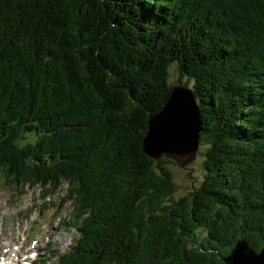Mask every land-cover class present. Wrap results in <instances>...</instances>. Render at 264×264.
Listing matches in <instances>:
<instances>
[{
	"label": "trees",
	"instance_id": "trees-1",
	"mask_svg": "<svg viewBox=\"0 0 264 264\" xmlns=\"http://www.w3.org/2000/svg\"><path fill=\"white\" fill-rule=\"evenodd\" d=\"M192 88L203 174L185 195L142 149ZM179 166V165H178ZM184 168V167H183ZM66 184L55 264H225L264 245V0H0V178Z\"/></svg>",
	"mask_w": 264,
	"mask_h": 264
},
{
	"label": "rangeland",
	"instance_id": "rangeland-1",
	"mask_svg": "<svg viewBox=\"0 0 264 264\" xmlns=\"http://www.w3.org/2000/svg\"><path fill=\"white\" fill-rule=\"evenodd\" d=\"M177 78L178 74L172 65L169 68V82L178 84ZM200 149L204 150L201 143ZM198 153L184 168L176 164L170 166L176 185V196L185 195L191 186L198 184L202 178L203 157ZM11 185L13 184H8L1 176L0 253L3 254L9 245L10 247L19 245L22 249L21 255H24L35 245L34 250L38 252L36 264H42L43 259H46V264H55V257L52 258L50 251L56 249L59 253H64L71 250L78 236L76 229L64 228L73 210L72 200L66 201L64 195L66 185H61L57 189L53 187L55 193L48 195L49 198H46L47 191L45 189L41 191L38 186L26 185L15 188Z\"/></svg>",
	"mask_w": 264,
	"mask_h": 264
},
{
	"label": "water",
	"instance_id": "water-1",
	"mask_svg": "<svg viewBox=\"0 0 264 264\" xmlns=\"http://www.w3.org/2000/svg\"><path fill=\"white\" fill-rule=\"evenodd\" d=\"M200 132L199 109L192 88L178 83L172 86L162 108L149 116L142 149L150 158L164 157L184 167L196 158ZM223 260L225 264H264V245L255 251L239 239Z\"/></svg>",
	"mask_w": 264,
	"mask_h": 264
},
{
	"label": "bare ground",
	"instance_id": "bare-ground-1",
	"mask_svg": "<svg viewBox=\"0 0 264 264\" xmlns=\"http://www.w3.org/2000/svg\"><path fill=\"white\" fill-rule=\"evenodd\" d=\"M17 251H18V248H11L10 247V252L8 254V258L10 260V264H12L11 262L15 261V259L13 257L17 254ZM16 263H18V260H17Z\"/></svg>",
	"mask_w": 264,
	"mask_h": 264
}]
</instances>
